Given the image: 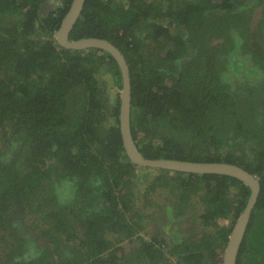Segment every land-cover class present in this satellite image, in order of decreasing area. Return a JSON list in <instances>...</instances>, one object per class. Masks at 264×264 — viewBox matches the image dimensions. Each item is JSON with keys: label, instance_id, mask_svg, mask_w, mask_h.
Wrapping results in <instances>:
<instances>
[{"label": "trees", "instance_id": "16d2710c", "mask_svg": "<svg viewBox=\"0 0 264 264\" xmlns=\"http://www.w3.org/2000/svg\"><path fill=\"white\" fill-rule=\"evenodd\" d=\"M71 2L0 0V264H222L250 189L229 176L130 162L117 62L56 42ZM256 9L264 17V0H85L69 35L106 40L124 56L143 158L231 164L258 179L235 264H264V18L249 28ZM156 213L146 240L144 221Z\"/></svg>", "mask_w": 264, "mask_h": 264}, {"label": "water", "instance_id": "95a60500", "mask_svg": "<svg viewBox=\"0 0 264 264\" xmlns=\"http://www.w3.org/2000/svg\"><path fill=\"white\" fill-rule=\"evenodd\" d=\"M84 1L85 0H72L56 33V42L61 47L69 50H103L109 53L117 62L121 73L122 85L119 107V126L123 147L130 162L140 167L163 169L171 172L229 176L243 182L250 189V195L246 207L229 236L222 256V264H235L250 219L251 211L256 204L260 191L258 179L242 168L231 164L197 163L176 160H147L140 155L135 147L130 130L131 84L129 69L124 56L114 45L103 39L88 38L77 41L69 40L70 32L82 11Z\"/></svg>", "mask_w": 264, "mask_h": 264}, {"label": "rangeland", "instance_id": "374dc122", "mask_svg": "<svg viewBox=\"0 0 264 264\" xmlns=\"http://www.w3.org/2000/svg\"><path fill=\"white\" fill-rule=\"evenodd\" d=\"M263 18L264 17H263V14H262V10L261 9H256L253 13L250 14V23H249L250 27L249 28L252 29V30H255L257 28L258 22L262 21ZM214 44H216V42H212L210 44H207V46L210 47V46H213ZM193 47H194V43H192L190 41V39H188L187 40L188 54L192 58L194 57ZM11 152L12 153H15L14 146L11 147ZM152 197H153V201L156 204H158V205L162 204L165 201L164 200L165 193L161 192L160 190H157L154 194H152ZM136 205L138 207H140V205L138 203H136ZM193 207H195L194 204H192L190 206V208H193ZM190 208H189V210H187V213H188L187 214V217H189V218L191 217L192 218L193 213H196L197 210L196 209H190ZM154 210H156V208H154ZM142 214H144V213H142ZM160 217H161V214L159 215L158 213H156V214L151 215L150 218H147L144 221L143 231H142L141 235H144L146 240L148 239L147 236H146V234H151L152 235L153 232H154V230H155V229H153V226H152V223H154V219L155 220H158ZM17 224H18L20 230H25L28 222L23 221V222L17 223ZM184 224H186L185 226H187V229H188L187 231L189 233H191V231H192V229H191L192 223H191L190 219H188V221H185ZM124 247L126 249V253H129L128 256H127L128 257L127 260H133V257H134V249L131 250L132 246L125 244ZM170 260L171 261L168 262V263H160V264H175V259L171 258ZM141 263L142 262H139L138 264H141Z\"/></svg>", "mask_w": 264, "mask_h": 264}, {"label": "flooded vegetation", "instance_id": "af4514ba", "mask_svg": "<svg viewBox=\"0 0 264 264\" xmlns=\"http://www.w3.org/2000/svg\"><path fill=\"white\" fill-rule=\"evenodd\" d=\"M45 9H47V8H45Z\"/></svg>", "mask_w": 264, "mask_h": 264}]
</instances>
